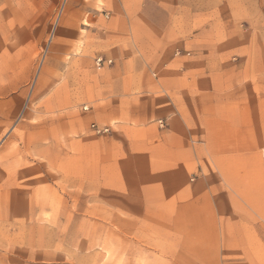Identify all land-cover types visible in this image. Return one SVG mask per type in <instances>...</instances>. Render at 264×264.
Returning a JSON list of instances; mask_svg holds the SVG:
<instances>
[{
	"label": "rangeland",
	"instance_id": "374dc122",
	"mask_svg": "<svg viewBox=\"0 0 264 264\" xmlns=\"http://www.w3.org/2000/svg\"><path fill=\"white\" fill-rule=\"evenodd\" d=\"M0 264H264V0H0Z\"/></svg>",
	"mask_w": 264,
	"mask_h": 264
},
{
	"label": "crops",
	"instance_id": "0c3cea01",
	"mask_svg": "<svg viewBox=\"0 0 264 264\" xmlns=\"http://www.w3.org/2000/svg\"><path fill=\"white\" fill-rule=\"evenodd\" d=\"M115 68V64L112 66L111 69ZM114 81L121 83L122 79L120 78H115L113 79ZM118 92H121L120 89H118ZM231 124L226 125V127L221 128V134H226L225 136L223 135H217L220 140L214 139L212 140L209 138H206V135H202L201 139L205 142V146L206 150L209 151H216V152H223L225 150L228 151H239L244 149V147H247L248 145H255L259 147V143H258V139L254 140V136L251 135V140L252 142L248 143L247 141H245V139L243 138V133H244V128L245 125L243 124V126L240 124L239 121L232 119V121L230 122ZM232 125V127L230 126ZM216 136V137H217ZM242 138V140L240 139ZM244 139V140H243ZM246 145V146H245ZM257 157V155H254L253 157H251V163L253 164L254 159ZM177 171L174 170L172 172V177H173V181H172V186H178L177 183ZM188 198V197H187ZM182 199L179 200V195L178 197H176L175 199H171L172 200V204H179L182 203V207L181 208H186V205H189L190 202L193 200H191V194L189 196V199ZM172 208H174V206L172 205ZM176 208H180L179 206H176Z\"/></svg>",
	"mask_w": 264,
	"mask_h": 264
},
{
	"label": "built area",
	"instance_id": "2783aa9c",
	"mask_svg": "<svg viewBox=\"0 0 264 264\" xmlns=\"http://www.w3.org/2000/svg\"><path fill=\"white\" fill-rule=\"evenodd\" d=\"M101 62H102V59H98V60H97V63H98V64H100ZM108 62H109V61H108ZM92 128L94 129V131H97V132H100V131H103V130L106 131L105 129H99V128H96V127H94V126H93Z\"/></svg>",
	"mask_w": 264,
	"mask_h": 264
}]
</instances>
